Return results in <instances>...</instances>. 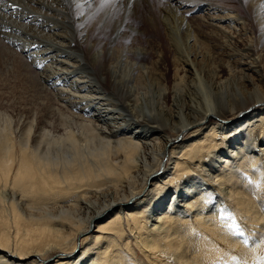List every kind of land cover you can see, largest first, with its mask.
<instances>
[{"label":"bare ground","instance_id":"1","mask_svg":"<svg viewBox=\"0 0 264 264\" xmlns=\"http://www.w3.org/2000/svg\"><path fill=\"white\" fill-rule=\"evenodd\" d=\"M132 3L94 18L91 0H0V62L34 68L39 100L8 113L0 95V264H228L264 235V0L261 53L232 46L233 9L180 2L235 57L209 67L175 14L170 75Z\"/></svg>","mask_w":264,"mask_h":264},{"label":"rangeland","instance_id":"2","mask_svg":"<svg viewBox=\"0 0 264 264\" xmlns=\"http://www.w3.org/2000/svg\"><path fill=\"white\" fill-rule=\"evenodd\" d=\"M131 1L134 3V7L137 13L146 14L147 16L153 17L158 21L159 25L157 27V33H146L142 37L141 43L147 44L148 46H152L157 48L158 50H161L163 54V66L167 68L169 75L173 73L176 67L182 66V59L177 56L174 50L170 47V43L168 42L167 38H165L166 26L164 25L163 21L171 19L175 16V14L191 21L194 33L200 38V40H202V48L203 51L206 53L202 61H207L208 66L211 68L218 66V64L223 63L228 59L232 60L231 57H235V55L232 53L234 48H241V44H244L245 42L251 41V43L253 44V48H255L256 52L261 53V42L259 43L260 40L258 39V34L254 25V21L250 18L253 14L252 8H254L256 3L260 1L262 2L263 0H188V2H198L200 5L206 2H211L212 4L214 3V6L219 7L221 9V11L217 10L213 12V15L217 19L223 16V14L225 13L223 11L228 8L233 9L238 15H240L244 19L246 24H248L247 29H235L234 34L236 38H233V41L235 39V42L232 43V46L234 48L225 47L223 45L225 43L223 42V40H225V38H223L224 36L216 34L212 35L210 31L211 27L202 24L201 20L203 18H209L207 12H204V8H198L196 10H193L191 8L189 9V11L179 9V5L181 4L180 2L187 0ZM136 3L138 6L136 5ZM123 4L124 0H122L121 2L116 0H91L89 10L93 9L91 11V15L94 14V18L97 17L98 14H113L114 11L117 12L116 18H120V11H122L120 9H122ZM261 18L264 21V12L262 13ZM221 44L224 46L223 48H220L218 46H222ZM157 56L158 52L152 51L147 61L151 64H155L157 61ZM262 58L261 62L264 63V59ZM32 69L34 68H31V70ZM31 70L28 67H25L24 65H8L6 63L0 62V95L8 103V105L4 106V108L1 107L3 110L6 111L7 109V112L11 113L17 111L20 107H24L27 109L35 106L38 103L39 100L37 98L38 94L35 82L36 78L34 72H32ZM180 70L181 69L179 68V71ZM169 167L170 169H172L173 163H171ZM170 199L168 202H170ZM3 232L4 230H2V227L0 225V237ZM253 238V240L247 242V244L245 245V249L242 250L241 253H236L233 256V259H228V264H264V235H260V233H257L256 236H254ZM240 243H242V241H240ZM77 251L78 250L76 249L74 253L76 254ZM139 256L141 257L140 253Z\"/></svg>","mask_w":264,"mask_h":264},{"label":"snow or ice","instance_id":"3","mask_svg":"<svg viewBox=\"0 0 264 264\" xmlns=\"http://www.w3.org/2000/svg\"><path fill=\"white\" fill-rule=\"evenodd\" d=\"M262 7H264V5H262ZM39 66H41V67H42V65H39Z\"/></svg>","mask_w":264,"mask_h":264}]
</instances>
